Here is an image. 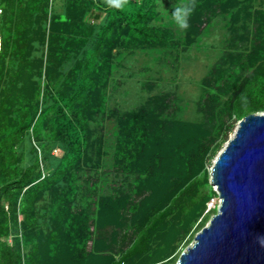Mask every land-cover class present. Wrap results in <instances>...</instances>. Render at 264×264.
Returning <instances> with one entry per match:
<instances>
[{
  "label": "rangeland",
  "instance_id": "1",
  "mask_svg": "<svg viewBox=\"0 0 264 264\" xmlns=\"http://www.w3.org/2000/svg\"><path fill=\"white\" fill-rule=\"evenodd\" d=\"M196 1L200 3L199 9L191 14L189 27L184 29L179 26L173 12L190 4L191 0H155L151 23L166 32L167 39L140 47L126 45L121 56L113 62L107 84L97 86L96 93L105 95L104 113L90 118L87 127L89 144L78 168L72 171V180H75L72 184L76 186L77 197L70 210L83 208L87 212L85 233L80 239L84 247L81 255L67 257L65 250L59 251L49 245L48 235L54 228L51 221L61 224L60 219L51 217L50 203L65 185V180L57 188L40 193L33 201L35 218L32 224L23 223L18 213L19 204L16 208L11 207L10 200L0 197L7 226V236L2 237L0 243L9 246L17 237L22 264L27 263L29 258L36 264H115L121 261L136 239L138 227L149 216L163 210L166 213L148 233L147 252L136 256L129 264H175L180 254L217 213L220 198L216 186L210 181L216 157L234 136L244 116L264 113V98L245 102V108L239 113L233 112L228 98L234 87L254 75L253 54L263 45L264 39L254 14L242 13L241 17L229 18L215 3L209 6L203 0ZM246 1L249 8L263 3L262 0ZM49 6V21L44 24L40 15L34 16L35 26L29 31L21 17L25 10L26 16L30 12L29 1L0 0V25L9 31L10 36L6 67L13 58L15 46L19 45L18 39L28 35L31 39L28 61L41 65L38 69L41 76H34L33 80L40 86L39 101L42 106L45 99L41 95L49 89L48 85L52 82L54 89L51 88L60 91L64 80L57 74L48 80L44 72L51 58L46 51L47 39L51 37L53 27L57 28L53 25V18L66 13L68 3L64 0L51 1ZM62 43L53 42L55 51L62 48ZM76 48L71 59L64 62V75L83 52V48ZM258 54L264 56V51ZM21 75L19 87L27 84L24 80L30 78L32 72L25 69ZM132 112H143L162 122H177L176 130L186 136L189 133L195 135L193 142L180 150L175 147L181 139L180 134L173 133L174 138L165 144L174 146L172 149L165 148V171L156 175L148 188L134 186V176L126 175L113 161L114 146L120 135L117 122ZM22 123L17 124V142L25 126ZM51 137L49 130L42 132L40 142L25 136V143L20 149L24 161L21 166L30 163L28 153L31 145L38 154L43 176L51 174L65 153L60 141ZM99 140L103 143L102 155L96 153ZM12 142L11 132L0 141L6 153ZM1 179L0 175V182ZM188 183V190L182 198L176 205L172 203V199L178 197V192ZM80 197H83L81 202ZM137 246L139 249L140 242Z\"/></svg>",
  "mask_w": 264,
  "mask_h": 264
},
{
  "label": "trees",
  "instance_id": "2",
  "mask_svg": "<svg viewBox=\"0 0 264 264\" xmlns=\"http://www.w3.org/2000/svg\"><path fill=\"white\" fill-rule=\"evenodd\" d=\"M16 1L19 3L29 1L30 12L26 16L25 10L21 17L26 21L30 31L35 26L34 16L40 15L43 23L46 24L50 18L49 3L60 0ZM64 1L68 3V11L53 18V25L57 28L53 27L50 31L51 37L47 39L46 51L51 54V58L47 61L44 72L48 80H52V75L55 77V74L62 77L63 87L60 91L56 89L54 91L51 82L48 85L49 89L41 95L42 99H45L44 106L39 101L40 86L33 80L34 76H41L38 70L41 65L37 66L34 61H28L29 54L27 56L31 39L25 34L23 39H18L19 45L15 43L17 46L13 51V58L9 61V67H6L10 36L9 31L0 25V141L7 138L9 132L13 137L7 153L5 147L0 145L2 147H0L2 176L0 197L5 196L10 200L11 207L16 208L19 204L18 213L23 223L32 224L35 218L33 201L40 193L57 188L56 186L65 180V185L50 203L51 217L58 221L60 219L61 224L50 220L54 228L50 230L48 238L49 245H53L54 249L65 250L64 252L68 253L67 257L70 255L76 257L77 254L80 256L84 249L80 239L85 233L87 212L83 208L70 210V205L77 197L76 186L72 184L75 181L72 180V171L78 168V163L89 144L87 127L90 118L95 114L104 113L105 95L96 93L97 86L107 84L113 62L115 58L121 56L126 45L140 47L142 44H158L163 39H167V36L159 27L152 26V14L155 12L152 5L156 3L155 0H127L122 6L118 3L109 4L107 0ZM203 1L209 6L215 3L229 18L241 17L242 13L254 14L257 27L262 31V39H264V0L263 3L255 4L253 8H249V2L246 0ZM195 5L194 11L199 9L200 3L195 0ZM60 37L62 39H59ZM55 41L63 42L62 48L58 51L54 48ZM262 44L253 54L255 56L253 66L256 67L254 75L230 92L228 99L231 100L233 112H241L245 108L244 103L249 100L261 101L264 98V56L258 54L264 51V41ZM76 47L83 48V52L74 66L64 75L62 74L64 62L71 59L73 51L77 50ZM25 69L32 72V78L28 77L26 80L23 78L27 84L19 87V78H22L21 73ZM18 122L25 125L18 138L19 142L15 135ZM117 123L120 135L114 146L113 161L115 166L121 168L126 175H133V185L141 186V189L148 188L155 176L165 171L167 160L165 148H174L172 145L166 146V141L174 138L175 133L180 134L181 139L175 147L182 150L195 139V135L191 133L186 136L184 132L182 134L176 130L179 123L162 122L143 112H132ZM44 130H49L52 140L60 141L65 151L59 165L47 176H43L35 148L29 145L30 163L27 162L24 167L21 166L24 161L20 155L25 136H31L33 141L40 142ZM99 141L96 144V153L102 155L103 143ZM188 185L189 183L178 192V197L172 199V203L177 204L176 202L188 190ZM79 201H83V197H80ZM165 213L166 211L163 210L158 211L157 215L152 214L143 225L138 227L136 239L122 256L121 261L115 264H125V262L129 264L130 260L147 252L148 233L155 228L158 219H161ZM140 231L142 235H139ZM5 236H7L5 212L0 207V239ZM17 242L16 237L9 246H2L0 243L2 264H22L23 257ZM138 242H140L139 249ZM28 260L24 264H36L31 258Z\"/></svg>",
  "mask_w": 264,
  "mask_h": 264
},
{
  "label": "water",
  "instance_id": "3",
  "mask_svg": "<svg viewBox=\"0 0 264 264\" xmlns=\"http://www.w3.org/2000/svg\"><path fill=\"white\" fill-rule=\"evenodd\" d=\"M220 206L175 264H264V113H250L216 157Z\"/></svg>",
  "mask_w": 264,
  "mask_h": 264
},
{
  "label": "clouds",
  "instance_id": "4",
  "mask_svg": "<svg viewBox=\"0 0 264 264\" xmlns=\"http://www.w3.org/2000/svg\"><path fill=\"white\" fill-rule=\"evenodd\" d=\"M109 4L118 3L123 5L127 3V0H107ZM195 0H191V3L184 6L182 9H176L173 12L174 18L177 19V22L181 28L186 29L189 27L188 19L195 10ZM179 13V15H177Z\"/></svg>",
  "mask_w": 264,
  "mask_h": 264
},
{
  "label": "bare ground",
  "instance_id": "5",
  "mask_svg": "<svg viewBox=\"0 0 264 264\" xmlns=\"http://www.w3.org/2000/svg\"><path fill=\"white\" fill-rule=\"evenodd\" d=\"M214 185V184H213ZM215 186V185H214ZM216 189V192L218 193V190H217V187L215 188ZM218 195H219V193H218Z\"/></svg>",
  "mask_w": 264,
  "mask_h": 264
}]
</instances>
